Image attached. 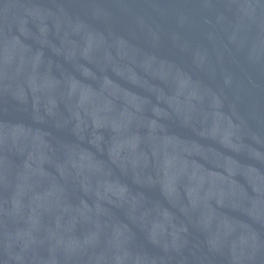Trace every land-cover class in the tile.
I'll list each match as a JSON object with an SVG mask.
<instances>
[{"label":"water","instance_id":"1","mask_svg":"<svg viewBox=\"0 0 264 264\" xmlns=\"http://www.w3.org/2000/svg\"><path fill=\"white\" fill-rule=\"evenodd\" d=\"M0 264H264V0H0Z\"/></svg>","mask_w":264,"mask_h":264}]
</instances>
